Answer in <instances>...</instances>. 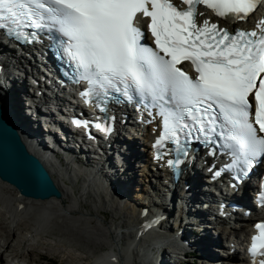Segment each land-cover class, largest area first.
Segmentation results:
<instances>
[{
  "label": "snow or ice",
  "instance_id": "6c2138e0",
  "mask_svg": "<svg viewBox=\"0 0 264 264\" xmlns=\"http://www.w3.org/2000/svg\"><path fill=\"white\" fill-rule=\"evenodd\" d=\"M262 4L264 0H0V31L31 42L35 31L22 29L34 25L67 38L58 41L60 58L77 83L87 82L80 92L87 97L85 106L92 103L103 114L96 121L73 119L76 127L88 129L90 139H95L92 127L114 131L115 117L107 115L106 102L113 91L127 99L135 92L145 100L164 101L161 134L152 147L154 159L174 172L187 163L193 138L211 142L210 134H219L214 113L224 108L233 141L227 147L234 158L208 171L213 180L234 171L231 186L236 187L264 159V15L250 28L240 27ZM149 32L154 48L143 43ZM184 61L198 75L187 72ZM260 190L264 192V181ZM253 228L257 234L249 238L248 255L264 257V221Z\"/></svg>",
  "mask_w": 264,
  "mask_h": 264
},
{
  "label": "bare ground",
  "instance_id": "6f19581e",
  "mask_svg": "<svg viewBox=\"0 0 264 264\" xmlns=\"http://www.w3.org/2000/svg\"><path fill=\"white\" fill-rule=\"evenodd\" d=\"M262 15L264 13L257 11L252 19L240 24V27L251 26ZM34 53L38 56L37 52ZM30 58H34L31 51L15 53L0 48L1 117L2 120H11L26 150L47 170L60 193L62 203H58L55 197L33 201V222L24 227L27 233L17 232L21 227L15 229L11 224H7L9 227L4 226L6 223L2 222L0 216V225L5 227L0 234V264H17L14 260L27 264L23 257L14 253L39 258V249L45 250V254L41 255L60 257L64 264H185L189 258L194 259L187 264L195 261L198 264H245L239 252L234 251L231 255L226 252L231 243L238 244L242 240L251 223L258 222V213L254 212L257 217L254 220L250 215L243 218L240 213L234 212L231 216H236L237 226L223 225L225 218L221 217L210 220L211 211H218V208L211 204L203 206L208 197L204 194L203 182L206 176L203 172L199 168H191L185 171L173 187L164 183V178L152 170L150 157L146 153L152 123H147L149 130L139 140L121 138L119 131L122 130V123L130 119L127 110H115L113 113L117 131L106 145L87 148L85 144L74 141L73 132L65 122V116L72 111L71 105L53 94L55 85L52 79L45 69L37 65L39 59L33 64ZM14 82L18 84L15 91ZM7 101H12L16 109L18 105L25 104L26 111L41 126L44 134L35 139L36 148L30 143L34 138L33 132L24 123L13 119L6 107ZM134 128L138 131L136 126ZM35 150H44L47 156L36 154ZM77 157L80 163L75 164L74 158ZM76 177L79 180L76 189L65 184ZM147 180L149 183L153 180L155 187L144 188L148 184ZM0 184L5 187L7 183ZM251 185L249 181L247 187ZM69 189L70 213L63 208V205L68 204L64 196ZM109 194L113 200L106 198ZM88 196L102 202L97 207L96 216L108 212L107 206L114 213L120 212L123 215L122 221L113 224L108 222L105 229L116 248H108L95 255V250L87 249L85 245L82 249H87L88 255L84 256L61 250L46 240L45 236L50 235L53 222L58 228L59 237L66 239L67 243H84L91 228V214L86 210ZM239 203L243 209L252 210L253 204L250 206L247 197L240 198ZM110 213L115 219V214ZM149 224L151 227H147ZM106 233L98 236L102 244L106 243ZM98 240L95 239V243ZM224 240L227 241V247L222 244ZM223 253L225 257H221Z\"/></svg>",
  "mask_w": 264,
  "mask_h": 264
},
{
  "label": "rangeland",
  "instance_id": "374dc122",
  "mask_svg": "<svg viewBox=\"0 0 264 264\" xmlns=\"http://www.w3.org/2000/svg\"><path fill=\"white\" fill-rule=\"evenodd\" d=\"M14 84H15V82H14ZM17 85L16 84L14 85V91L17 90ZM27 103H28V101H27ZM13 104L14 103H12V101L8 102V104H6L7 109L12 114L13 119L16 122L24 123L27 126V128L29 130H31V132H33L34 138H32L30 140V143H32L33 146L36 148L35 139L39 138L40 134H41V137L43 136L42 134H44L41 126L39 125V123H37V120H35V118H33V116L31 114H29L28 111H26L27 107H25L26 106L25 104H24L25 106L24 105H20V106L18 105L17 109H16V107H14ZM41 130H42V132H41ZM25 140H26V136H25ZM44 147L46 148V146H44ZM35 152H36V154H45L46 155V152L44 150H42V151L41 150H35ZM39 156H44V155H39ZM77 162L79 163L78 159H77ZM154 175H155V173H154ZM65 180H67V179H65ZM66 182H65V184L68 185V187H69V183H66ZM147 183L148 184L144 185V188L149 187V186H154L153 180L150 183H149V180H147ZM69 191H71V190L69 189L66 193L67 195L64 196L65 200L67 201L68 204L63 205V208L65 209V211L68 210L70 213V209H69L70 204H69V196H68ZM106 198H110L111 200L114 199L110 194ZM88 200H89L88 204L86 203V205H87L86 210L88 211L89 214H91L90 215V221H89L91 228L89 229V235L86 236L84 243H80V242H78V243H75V242L67 243L66 239H62L59 237L58 228L53 225V222H51L52 228L50 227L51 228V230L49 231L50 235L45 236L46 240L54 243L55 246H58L61 250H64V251L69 252V253L71 252L74 254H81L84 256L88 255L87 249H94L96 252L95 255H98V254L103 253L104 251L108 250V248H113V249L116 248L115 244L111 241V239L108 236L109 233L107 234L105 229L109 225L108 222L113 224L114 222L122 221L123 215L120 212L114 213L115 211L108 208V206L107 207L105 206L110 212L115 214L116 218L115 219L112 218V214L109 211L108 212H102L101 215L96 216V214H97L96 211H98L97 207H99V203L101 204L102 202L99 199H95L94 197L91 198L89 196H88ZM47 209H45V210L47 211ZM72 216H73V214H72ZM87 216H89V215H87ZM122 223L125 224L124 222H122ZM24 227H26V225L21 227V229H18L17 232L27 233L28 231L27 230L24 231ZM0 229L2 230V231L0 230V234H1L3 232V230L5 229V227L3 225H0ZM94 233L97 235H95ZM104 233L107 234V235H105V238H107V239H106V243L102 244L101 238H100V240H98L99 239L98 236L102 235ZM105 238H103V239L105 240ZM95 239L98 240V241H96V243H95ZM125 241H128V240L126 239ZM222 244L224 245V247H227L226 246V244H227L226 240L222 241ZM85 245L87 246V249H82V247ZM38 252H39L38 255H40L39 258L37 256H32V255L29 257H26L27 255L26 254L23 255L22 253H14V254H17V255H20L21 257H23V259L26 260L27 264H64L63 263L64 261L61 260L60 257L56 258V257H53L52 255H49V256L48 255H46V256L41 255V254H45V250H43V249H39ZM193 259L194 258H189L188 260H186L185 264H187V262H189V261H192ZM33 260H35V261H33ZM192 263L198 264L196 261L192 262ZM182 264H184V263H182Z\"/></svg>",
  "mask_w": 264,
  "mask_h": 264
},
{
  "label": "water",
  "instance_id": "95a60500",
  "mask_svg": "<svg viewBox=\"0 0 264 264\" xmlns=\"http://www.w3.org/2000/svg\"><path fill=\"white\" fill-rule=\"evenodd\" d=\"M2 111L0 106V181L29 200L58 199L60 194L47 170L26 150L11 120H2Z\"/></svg>",
  "mask_w": 264,
  "mask_h": 264
}]
</instances>
